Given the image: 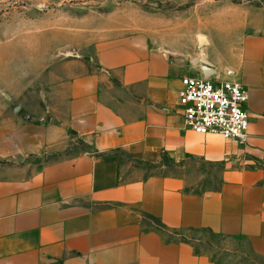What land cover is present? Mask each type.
<instances>
[{"label": "crops", "instance_id": "1", "mask_svg": "<svg viewBox=\"0 0 264 264\" xmlns=\"http://www.w3.org/2000/svg\"><path fill=\"white\" fill-rule=\"evenodd\" d=\"M76 29L51 46L45 66L66 56L81 70L67 84L66 121L50 110V121L24 118L9 107L20 95H0V264H225L167 241L144 217L245 242L264 257V16H248L236 44L211 62L213 74L224 80L232 70L248 90L244 145L185 125L181 80L205 70L184 64L179 49L149 32ZM75 141L92 151L66 154ZM166 159L184 175L131 170ZM194 162L218 168L217 187L187 191L191 181L215 179L193 176L186 165Z\"/></svg>", "mask_w": 264, "mask_h": 264}, {"label": "rangeland", "instance_id": "2", "mask_svg": "<svg viewBox=\"0 0 264 264\" xmlns=\"http://www.w3.org/2000/svg\"><path fill=\"white\" fill-rule=\"evenodd\" d=\"M251 14L257 19L264 16V0H0V95L9 99L20 95V100L10 101L9 107L24 118L32 115L36 122L50 121L51 115L46 117L50 110L57 122L66 121L67 84L72 74L81 70L66 56L58 66L45 69L51 46L59 44L62 34L72 35L77 27L84 28L87 35L99 27L118 29L127 35L149 32L152 40L160 39L179 49L184 64L198 65L204 72L208 67L194 60L209 56L213 63L224 57L226 49L236 44ZM201 36L208 43L201 41ZM91 151L88 143L75 141L65 153ZM62 156L56 154L53 159ZM186 167L193 168V176L201 177L210 171L215 177L214 181L189 182L188 192L200 193L218 186V168L196 162ZM132 169L145 176L184 175L182 167L169 159L160 166L133 164ZM143 222L162 233L167 241H186L215 261L264 264V257L251 254L245 242L231 241L206 230H170L150 217H144ZM227 246L233 252L225 251Z\"/></svg>", "mask_w": 264, "mask_h": 264}, {"label": "built area", "instance_id": "3", "mask_svg": "<svg viewBox=\"0 0 264 264\" xmlns=\"http://www.w3.org/2000/svg\"><path fill=\"white\" fill-rule=\"evenodd\" d=\"M232 70L222 80L185 76L181 80L179 105L185 125L200 135H220L233 144L244 145L249 138V94Z\"/></svg>", "mask_w": 264, "mask_h": 264}, {"label": "water", "instance_id": "4", "mask_svg": "<svg viewBox=\"0 0 264 264\" xmlns=\"http://www.w3.org/2000/svg\"><path fill=\"white\" fill-rule=\"evenodd\" d=\"M200 62L201 64H204L205 66H207L208 68H206V70H205V73H204V75L205 76H207V77H211L212 75H213V70H212V66H213V64L204 56V57H202L200 60H197V59H195L194 60V63L195 62Z\"/></svg>", "mask_w": 264, "mask_h": 264}, {"label": "trees", "instance_id": "5", "mask_svg": "<svg viewBox=\"0 0 264 264\" xmlns=\"http://www.w3.org/2000/svg\"><path fill=\"white\" fill-rule=\"evenodd\" d=\"M152 219H154V218H152ZM208 232H210V231H208ZM211 233V232H210ZM212 234V233H211ZM173 242V241H172ZM179 242H186V241H179ZM188 243V242H187ZM198 252V251H197ZM198 253H200V252H198ZM218 262V261H217ZM219 263H223V262H219Z\"/></svg>", "mask_w": 264, "mask_h": 264}]
</instances>
